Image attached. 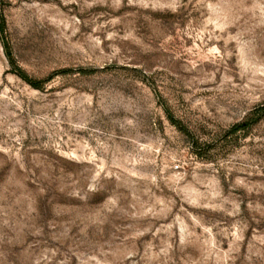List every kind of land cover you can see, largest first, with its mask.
Instances as JSON below:
<instances>
[{"label": "rangeland", "instance_id": "obj_1", "mask_svg": "<svg viewBox=\"0 0 264 264\" xmlns=\"http://www.w3.org/2000/svg\"><path fill=\"white\" fill-rule=\"evenodd\" d=\"M0 25V264H264V0Z\"/></svg>", "mask_w": 264, "mask_h": 264}, {"label": "trees", "instance_id": "obj_2", "mask_svg": "<svg viewBox=\"0 0 264 264\" xmlns=\"http://www.w3.org/2000/svg\"><path fill=\"white\" fill-rule=\"evenodd\" d=\"M0 31L1 32H3V27L0 25ZM5 46H6V43H5ZM6 48V54L9 56V50L7 49V47H5ZM19 76L20 77H22L24 80H26V81H29V82H32V81H30V79L24 74V73H22V72H19ZM32 84H34L35 85V83H32ZM245 127V123H242V124H238V125H235V126H233V128H232V132L233 133H236V132H238L239 130H241V129H243Z\"/></svg>", "mask_w": 264, "mask_h": 264}]
</instances>
